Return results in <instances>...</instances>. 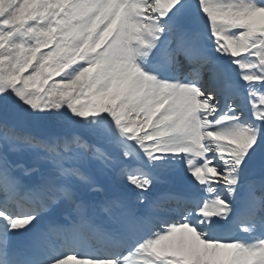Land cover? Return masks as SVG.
<instances>
[{
	"label": "snow or ice",
	"instance_id": "6c2138e0",
	"mask_svg": "<svg viewBox=\"0 0 264 264\" xmlns=\"http://www.w3.org/2000/svg\"><path fill=\"white\" fill-rule=\"evenodd\" d=\"M0 264H264V0H0Z\"/></svg>",
	"mask_w": 264,
	"mask_h": 264
}]
</instances>
